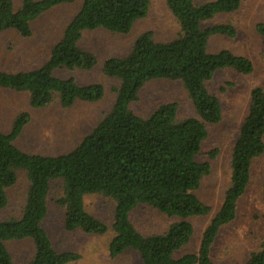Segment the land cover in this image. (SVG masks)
Masks as SVG:
<instances>
[{
  "label": "trees",
  "instance_id": "obj_1",
  "mask_svg": "<svg viewBox=\"0 0 264 264\" xmlns=\"http://www.w3.org/2000/svg\"><path fill=\"white\" fill-rule=\"evenodd\" d=\"M73 1L22 0L16 8L12 0H0V34L14 29L20 36H30L32 20L53 6ZM240 4L241 0H166L178 25L176 35L159 41L145 31L134 39L128 54L104 60V73L119 82L114 103L70 151L44 155L18 148L14 141L30 119L27 111L14 117L8 132L0 130V210L7 205L6 190L16 182L17 171L22 170L27 180L20 216L0 220V264H14L7 244L25 240L31 241L32 252L23 264H68L79 258L73 251L55 250L41 225L55 181L60 182V191L54 201L64 210L66 230L105 234L108 226L85 210L83 199L87 194H100L114 202L113 236L108 244L111 257L132 249L142 264H215L211 247L220 228L234 219L237 200L250 179L251 162L264 151V89L260 86L250 90L247 113L232 146L230 182L221 204L203 229L197 252L177 253L194 234L190 218L206 216L211 210L195 193L210 165L196 157L207 135L206 124L217 123L222 109L205 82L223 68L240 74L253 70L244 56L228 49H207L211 37L235 35L230 23L208 22L236 11ZM149 5V0H82L47 59L34 69L0 71V88L27 90L33 108L47 106L54 96L65 108L77 100L101 99V84L80 85L73 77H57L53 71L91 68L95 56L78 45L83 32L128 33L136 20L146 16ZM256 30L264 36V22ZM152 79L181 81L198 118L176 120V102L162 103L145 117L134 113L130 104ZM141 204L177 219L160 233L144 235L130 220V212ZM243 264H264V241Z\"/></svg>",
  "mask_w": 264,
  "mask_h": 264
},
{
  "label": "rangeland",
  "instance_id": "obj_2",
  "mask_svg": "<svg viewBox=\"0 0 264 264\" xmlns=\"http://www.w3.org/2000/svg\"><path fill=\"white\" fill-rule=\"evenodd\" d=\"M12 1L17 8L22 0ZM149 1L146 16L136 20L128 33L106 29L83 32L78 45L95 56L96 62L91 68L53 71L57 77H73L80 85L101 84V99L95 102L77 100L65 108L59 104L57 96H54L47 106L33 108L29 104L27 90L0 88V130L8 132L14 117L27 111L30 119L14 141L18 148L28 153L56 155L75 147L111 109L115 100V87L119 82L116 77L104 73V60L128 54L134 39L145 31L152 32L153 37L159 41L170 40L176 35L178 25L166 0ZM195 1L203 3L208 0ZM81 2L82 0H74L41 13L30 23V36H20L14 29L2 32L0 71L15 72L39 67L62 36L64 27L75 15ZM219 22L233 25L235 35L211 37L207 44L208 51L228 49L248 58L253 64V70L248 74H240L232 68H223L205 82L207 90L219 99L222 109L221 119L217 123L206 124L207 135L196 157L199 162H208L210 165L209 174L201 179L200 187L195 193L211 210L206 216L190 218L194 234L177 255L197 252L202 231L219 208L230 182L232 146L247 113L250 90L254 86L264 89V36L256 30V25L264 22V0H241L236 11L216 16L208 24ZM167 102H176V120L198 118L183 84L178 80H149L141 87L138 99L130 104V108L137 115L145 117L160 104ZM263 184L264 151L251 162L250 179L244 193L237 200L234 219L220 228L211 247V258L215 264H243L248 254L264 241ZM26 188L25 174L18 170L16 182L6 190L8 202L0 210V220L20 216ZM59 191L60 182H53L47 200V213L41 225L55 250L73 251L79 255L77 260L68 264H142L139 254L132 249L115 257L108 253V244L113 236L111 223L114 209V202L110 198L100 194L84 196L85 210L108 226L105 234L97 235L64 228V210L54 201ZM176 219L144 204L130 212L131 222L144 235L160 233ZM7 247L14 264H23L31 256L30 240L9 242Z\"/></svg>",
  "mask_w": 264,
  "mask_h": 264
},
{
  "label": "clouds",
  "instance_id": "obj_3",
  "mask_svg": "<svg viewBox=\"0 0 264 264\" xmlns=\"http://www.w3.org/2000/svg\"><path fill=\"white\" fill-rule=\"evenodd\" d=\"M85 199H86V197H85Z\"/></svg>",
  "mask_w": 264,
  "mask_h": 264
}]
</instances>
